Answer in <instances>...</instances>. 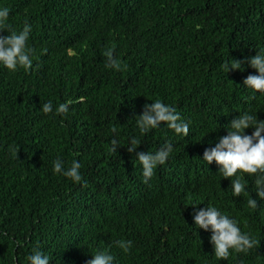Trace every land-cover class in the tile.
<instances>
[{
    "label": "trees",
    "instance_id": "16d2710c",
    "mask_svg": "<svg viewBox=\"0 0 264 264\" xmlns=\"http://www.w3.org/2000/svg\"><path fill=\"white\" fill-rule=\"evenodd\" d=\"M3 6L9 16L0 34L30 23L34 54L28 70L0 65V264H28L34 246L49 253L48 264H86L100 248L117 264H264V199L250 208L216 162L200 158L240 111L264 118V92L243 83L256 69L246 59L242 69L223 67L264 47V0H0ZM108 48L119 69L106 66ZM156 98L188 121L187 135L163 121L139 131L136 115ZM49 99L53 111L45 113ZM60 102L66 113L55 111ZM131 136L140 140L133 152ZM166 140L172 152L145 181L135 152ZM57 157L64 167L79 160L84 182L54 171ZM207 203L258 243L216 257L210 230L192 219ZM121 237L133 241L127 252L113 243Z\"/></svg>",
    "mask_w": 264,
    "mask_h": 264
},
{
    "label": "clouds",
    "instance_id": "9594fccd",
    "mask_svg": "<svg viewBox=\"0 0 264 264\" xmlns=\"http://www.w3.org/2000/svg\"><path fill=\"white\" fill-rule=\"evenodd\" d=\"M8 16L9 8L0 7V25H5ZM31 27L30 23H25L19 31L0 34V65L10 70H15L18 66L28 70L33 65L34 49L28 44ZM105 56L107 67L116 69L121 67V61L113 55L112 48L105 50ZM244 59L247 60L248 65L256 69V72L244 77V85L253 89L254 94L256 90L264 92V47L246 58H229L228 61L223 62L225 72L229 69H242ZM41 108L45 113L53 111L52 100H46ZM55 111L66 113L68 103H58ZM136 117L135 124L140 132H148L150 129L160 127L161 121L166 122V126L176 133L187 135L189 131L188 121L181 118L173 105L160 98L152 99L150 103L146 102ZM224 127L226 134L220 135L214 144L205 147L200 158L206 162L215 161L221 176L231 178L233 195L247 194V205L254 209L258 200L264 199V118H258L256 111L244 110ZM247 128L252 130L246 132ZM129 140L127 148L129 152H133L140 144V140L136 136H131ZM117 145L119 144L113 137L111 145L113 151H116ZM172 150L173 144L166 140L155 151L135 152V159L142 166V178L145 181L153 176L156 166L164 163ZM80 169L81 162L76 159H73L68 167H64V161L59 157L53 161L54 171L70 177L73 181L84 182ZM246 175L252 177L255 197L248 191L249 180L245 178ZM192 219L196 228L210 230L209 240L216 257L226 258L230 255V250L246 252L258 243L248 232L241 229L234 216H230L214 203H207L195 209ZM113 243L127 252L133 241L121 237L115 239ZM49 260V253L39 246H34L27 255L28 264H48ZM86 264H117V261L111 251L100 248L91 253ZM203 264H208L207 260L203 261Z\"/></svg>",
    "mask_w": 264,
    "mask_h": 264
},
{
    "label": "bare ground",
    "instance_id": "6f19581e",
    "mask_svg": "<svg viewBox=\"0 0 264 264\" xmlns=\"http://www.w3.org/2000/svg\"><path fill=\"white\" fill-rule=\"evenodd\" d=\"M162 23V22H161Z\"/></svg>",
    "mask_w": 264,
    "mask_h": 264
}]
</instances>
